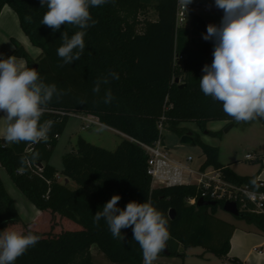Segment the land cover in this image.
<instances>
[{
    "label": "trees",
    "instance_id": "16d2710c",
    "mask_svg": "<svg viewBox=\"0 0 264 264\" xmlns=\"http://www.w3.org/2000/svg\"><path fill=\"white\" fill-rule=\"evenodd\" d=\"M177 4L178 0H111L90 8L98 23L86 30L84 54L60 67L63 61L57 48L62 43L61 34L66 30L71 37L79 29L62 25L53 32L42 25L47 8L41 7L40 0H0V15L7 6L14 10L22 32L40 50L34 59L18 41L12 40V55L23 58L28 67L37 65L46 83H55L67 92L59 101L54 97L41 118V122H54L47 143L7 144L0 138V168L40 212L34 221L25 222L0 178V232L7 228L31 231L40 237L15 264H99L93 247L112 264H143L142 250L133 240L131 227L122 229L125 239L120 241L112 237L103 219L98 226L93 223L95 213L113 195L121 197L117 205L121 209L130 201L150 200L168 218V254L162 251L158 258L184 259L183 251L202 247L221 260L243 264L229 257L236 226L216 217L224 204L188 206L187 200L198 195L194 185L153 186L147 173L149 156L140 146L153 147L159 141L158 126L163 122L167 131L180 138L192 133L205 158L201 171L221 170L226 180L237 185H250L251 179L258 178L238 176L221 165L218 147L203 143L196 133L182 127L195 123L207 131L211 122L247 126L264 120L237 123L224 113L221 102L202 93L199 80L204 75V65L212 63L214 42L203 39L207 27L199 15L192 16L189 27L176 29ZM150 8L156 11L157 21L142 19ZM26 17H31V22ZM176 54L186 56L185 61L175 65ZM110 71L119 78L109 77L110 83L94 94L95 81ZM108 88L114 99L105 104L103 97ZM80 99L86 103H78ZM71 114L94 116L132 140L123 138L115 151H109L79 137L74 151L62 158V183L51 160ZM206 133L216 137L220 132ZM34 153H39L35 161L31 159ZM22 157L26 159L23 166ZM29 163L42 166V173L29 168ZM71 182L76 189L69 187ZM245 215L242 220L253 223L264 236V217Z\"/></svg>",
    "mask_w": 264,
    "mask_h": 264
},
{
    "label": "clouds",
    "instance_id": "9594fccd",
    "mask_svg": "<svg viewBox=\"0 0 264 264\" xmlns=\"http://www.w3.org/2000/svg\"><path fill=\"white\" fill-rule=\"evenodd\" d=\"M111 0H40L47 8L41 24L59 31L62 25L79 29L71 37L68 31L61 34V45L57 55L63 61L60 67L72 64L85 51L86 30L98 23L93 19L90 8L100 7ZM192 0H181L186 7ZM215 6L223 10L220 24L207 26L204 40L214 42L213 60L204 65V75L199 87L205 96L222 103L223 111L235 122L264 120V0H215ZM31 22V17H26ZM118 74L109 72L98 78L92 89L99 94L102 85ZM67 92L58 89L55 83H46L35 67H28L21 57L9 56L0 59V113H3V127L0 138L7 144L21 142L47 143L53 127L52 120L41 122L48 111V105L55 97L59 101ZM114 99L110 88L103 97L105 104ZM80 104L85 100L77 101ZM39 153L31 159H38ZM26 159L21 158V165ZM253 188L259 187L255 178L249 181ZM119 195L112 198L93 216V223L99 225L103 219L114 239L123 241L122 229L132 228L143 256V264H153L165 250L170 238L168 218L150 200L144 203L130 201L119 208ZM40 237L31 231L27 233L8 230L0 232V264H15V261L34 247Z\"/></svg>",
    "mask_w": 264,
    "mask_h": 264
},
{
    "label": "rangeland",
    "instance_id": "374dc122",
    "mask_svg": "<svg viewBox=\"0 0 264 264\" xmlns=\"http://www.w3.org/2000/svg\"><path fill=\"white\" fill-rule=\"evenodd\" d=\"M195 1V0H194ZM202 8V12L198 15L206 21L207 26L209 24L219 25L223 17V10L218 9L215 6V0H203L202 5H199ZM146 17L151 20L156 19V12L154 9H151L147 12ZM144 19V17H142ZM190 25V24H189ZM189 27V26H187ZM12 40L18 41L29 53V55L36 59L39 55L40 50L32 46L29 39L22 32L19 18L17 13L12 10L10 7H7L2 17L0 18V59L13 56L14 45ZM212 41V40H211ZM213 42V41H212ZM186 57V56H185ZM25 61V60H24ZM26 62V61H25ZM256 124L252 125L248 130L245 124H240L235 126L229 132H226L228 123L224 124L223 122H211L207 124V131L211 132H220L218 136H210L206 132L199 128L195 123L183 124L185 128L191 130L193 133H196L201 141L205 144L218 147L220 150V161L225 165L233 164L236 165L235 171L239 174L248 173L251 170V163L245 161L244 156L248 152L246 151L245 139H248L250 142H253L255 145V150L257 154L264 153V126L261 122H255ZM83 122L75 117H71L67 127L60 137L61 140L58 142L59 147L55 148V165L62 167V155L66 152H71L76 148V142L79 137H82L90 144L109 150L115 151L123 140V136L116 134L115 132L95 126L92 132H89L87 129H81ZM246 131V132H244ZM245 137V138H244ZM125 139H131L126 138ZM163 138L165 146L168 148L170 156L179 160H186L191 157L194 159L193 167L197 169L204 162V155L202 153L200 146H185L181 144V138L178 137L175 133L167 131L164 129ZM137 141V140H136ZM138 143H141L137 141ZM258 143V144H257ZM250 151V150H249ZM255 152V151H254ZM10 179V178H9ZM62 183L65 182L63 176L60 177ZM7 185H13L15 187L18 195L22 198L23 202L21 203L20 199L12 193L15 202L20 208H25L23 205L30 202L26 197L17 189L11 180L7 182ZM71 189H76L77 185L74 182L70 183L69 186ZM9 190V187H7ZM27 218L24 220L27 223L33 221L32 219L35 214L29 213ZM216 217L220 220L229 222L236 226L237 230L244 231L246 233H258L257 228L253 223H250L246 220L238 219L229 213L225 212L223 209L219 208L216 214ZM186 256L184 259L181 258H170L169 264H234L229 260H221L215 255L211 254L202 247L191 248L183 251ZM92 253L94 255L95 261L99 264H112L107 259H105L99 252L96 247H93ZM155 264V261L153 262Z\"/></svg>",
    "mask_w": 264,
    "mask_h": 264
},
{
    "label": "built area",
    "instance_id": "2783aa9c",
    "mask_svg": "<svg viewBox=\"0 0 264 264\" xmlns=\"http://www.w3.org/2000/svg\"><path fill=\"white\" fill-rule=\"evenodd\" d=\"M202 12V8L194 0L186 7L178 0L176 14V29L189 26L193 15ZM185 61V57L176 54L174 58L175 65ZM83 122L84 129L93 130L95 126L109 128L102 124L100 120L91 115L71 114ZM164 121V118L162 119ZM160 132L159 141L150 147L145 144L140 146L149 156L147 173L152 178L153 186H177L194 185L198 189V195L187 200L188 206H197L200 199L207 202L216 203H235L242 214L252 213L264 217V182L257 179L259 187L253 188L249 184L237 185L229 182L224 177L221 170L209 168L205 171L194 170L190 164L193 161L191 157L184 162L176 161L170 156L168 148L165 146L162 137L164 132V123L158 126ZM132 140V139H131ZM246 160H254L252 155H246ZM38 173H42L43 167L32 166ZM59 179V176H58Z\"/></svg>",
    "mask_w": 264,
    "mask_h": 264
},
{
    "label": "crops",
    "instance_id": "0c3cea01",
    "mask_svg": "<svg viewBox=\"0 0 264 264\" xmlns=\"http://www.w3.org/2000/svg\"><path fill=\"white\" fill-rule=\"evenodd\" d=\"M202 2H203V0H195V3L197 5H202ZM7 7H5L3 9V11H2V13L0 15V18L2 17V14H3L4 10ZM151 9L152 8H150L149 10H151ZM144 18H148V17H146V15H145ZM149 20H151V19H149ZM157 20H158V15L156 13V19L155 20H151V21H157ZM203 20H204V18H203ZM205 23H206V21H205ZM206 27H207V24H206ZM2 115H3V113H0V116H2ZM223 123L226 124L225 122H223ZM254 124H256V123L254 122V123H252L250 125H247L248 127H247L246 130L251 128V126L254 125ZM0 127H3L2 118H0ZM182 127H185V126L182 125ZM81 129H84L83 125H82ZM106 129H109V130L115 132L116 134H118L120 136H123V138L125 136L124 134L119 133V132H117L114 129H111V128H106ZM89 132H92V130H89ZM244 132H246V131H244ZM126 138H129V137L126 136ZM60 140H61V138H60ZM245 140L246 141H245L244 144H245L246 149H247L246 151H248V152L245 154L244 159H245V161L250 162L252 164L251 165V170L248 173L239 174L238 172H236L234 170L236 165H233V164L225 165L222 161H220V159H219V162L224 167H229L238 176H241V177H252V176H256L257 175L258 176L257 179L264 182V153L257 154L258 152L256 153L257 150H255V148H254L256 144H254L253 142H250L248 139H245ZM164 144H165V142H164ZM59 145L60 144H58V147H59ZM73 151H74V149L71 152H73ZM67 153H70V152H66V154ZM64 155L65 154L62 155V158H63ZM246 155H252L253 157H255V159L252 160V161L246 160V158H245ZM54 156H55V153L53 154V157H52V160H51V165L57 169V171L59 173V180H60V177L62 176L61 172H62V169H63V165H62V167H60L58 165L56 166L55 162H54V160H55ZM175 160L176 161H181V162L185 161V160H179V159H176V158H175ZM193 162H194V159L191 162L190 166L194 170H200L201 165L199 167H197V169H195L193 167ZM0 178H1V180L3 182V185L6 188L8 194L11 196V198L14 200V202H15V199H14V197H12V193L15 194L21 200L20 201L21 203L26 202V201H23L22 198L18 195V193H17L15 187H13V185H7V182L9 180H11V179H9L10 177L8 176L6 171L1 169V168H0ZM7 187H9V190H8ZM15 205H16V208H17V211H18L19 215L21 216V218L23 220H25L27 218V215H30V214L27 213V211H29V213L33 212V214H35L34 217L32 218L34 220L40 214V212L35 208V206L33 204L29 205L28 203H25L23 205H26V206H24L25 208H23V209L20 208L17 205L16 202H15ZM30 222H32V221H30ZM229 257L237 258L243 264H264V236L261 235V234H258L256 232H254V233H246L244 231L236 230L234 232L232 238H231V251H230ZM168 262H170V258H166V257H162V258L159 257V258H157L155 260V264H169Z\"/></svg>",
    "mask_w": 264,
    "mask_h": 264
},
{
    "label": "water",
    "instance_id": "95a60500",
    "mask_svg": "<svg viewBox=\"0 0 264 264\" xmlns=\"http://www.w3.org/2000/svg\"><path fill=\"white\" fill-rule=\"evenodd\" d=\"M35 68L38 69V66L35 65ZM176 83H179V80L176 81ZM185 84L181 85V87H184ZM262 125L264 126V121L262 122ZM235 127V124H231L228 129L226 130V132H229L231 129H233ZM181 144L182 145H185V146H196V142L194 140V137L192 135V133H188L186 135H183L181 137ZM198 207H203V206H211V207H215L217 206V203L216 202H207V201H204L202 199H200L198 201ZM223 210L227 213H229L230 215L238 218V219H245L246 218V215L245 214H242L240 211H239V208L237 206V204L235 203H226L223 207ZM171 218L173 219L174 218V212L171 211L170 213ZM165 253L168 254L167 252V245L165 247Z\"/></svg>",
    "mask_w": 264,
    "mask_h": 264
}]
</instances>
